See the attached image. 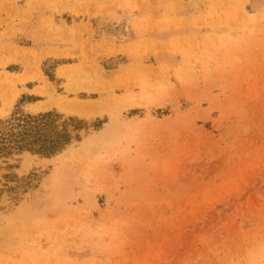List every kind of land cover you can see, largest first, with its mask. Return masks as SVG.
Here are the masks:
<instances>
[{
	"label": "rangeland",
	"instance_id": "1",
	"mask_svg": "<svg viewBox=\"0 0 264 264\" xmlns=\"http://www.w3.org/2000/svg\"><path fill=\"white\" fill-rule=\"evenodd\" d=\"M16 106L102 122L0 165V264H264V0H0Z\"/></svg>",
	"mask_w": 264,
	"mask_h": 264
},
{
	"label": "trees",
	"instance_id": "2",
	"mask_svg": "<svg viewBox=\"0 0 264 264\" xmlns=\"http://www.w3.org/2000/svg\"><path fill=\"white\" fill-rule=\"evenodd\" d=\"M101 122L66 116L54 109L29 112L16 106L8 115L0 117V165L10 168L9 161L24 153L41 158L60 154L74 142H80L82 132L86 134L89 128L98 130ZM40 178L41 172L35 171L20 177L4 174L0 194L6 192L16 205L22 194L37 187Z\"/></svg>",
	"mask_w": 264,
	"mask_h": 264
},
{
	"label": "bare ground",
	"instance_id": "3",
	"mask_svg": "<svg viewBox=\"0 0 264 264\" xmlns=\"http://www.w3.org/2000/svg\"><path fill=\"white\" fill-rule=\"evenodd\" d=\"M64 107H66L67 109L73 110V111L79 110L81 112H84L85 110L90 109V107H87V106H85V108L82 107L83 109H81V108H78L77 106H74V104L73 105H67V106H64ZM24 167H25V164L23 165V168Z\"/></svg>",
	"mask_w": 264,
	"mask_h": 264
}]
</instances>
